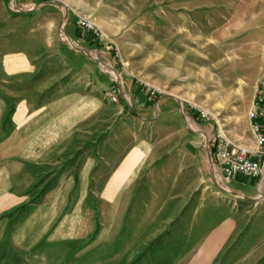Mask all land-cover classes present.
Returning a JSON list of instances; mask_svg holds the SVG:
<instances>
[{"label":"crops","instance_id":"1","mask_svg":"<svg viewBox=\"0 0 264 264\" xmlns=\"http://www.w3.org/2000/svg\"><path fill=\"white\" fill-rule=\"evenodd\" d=\"M78 7L0 0V245L43 264H130L148 245L211 263L237 229L227 198L251 196L219 186L206 146L213 134L168 121L175 109L133 82L119 88L130 106L97 125L95 91L82 92L74 61L91 56L80 47L90 34L77 26ZM153 106L160 113L146 116ZM254 231L227 260L256 262Z\"/></svg>","mask_w":264,"mask_h":264},{"label":"rangeland","instance_id":"2","mask_svg":"<svg viewBox=\"0 0 264 264\" xmlns=\"http://www.w3.org/2000/svg\"><path fill=\"white\" fill-rule=\"evenodd\" d=\"M76 1L79 13L89 15L105 35L101 40L90 34L80 47L91 46L86 50L91 56L82 53L74 59L81 64L82 92L95 91L97 125L114 124L106 116L125 109L128 98L119 88H130L133 82L138 90L164 99L162 108L175 109L165 113L168 121L177 117L183 126L205 128L213 135L221 130L237 142L256 146L249 111L264 80V0ZM113 89L121 94L118 102L107 96ZM201 110L208 116L203 117ZM154 111L160 113L153 106L145 115L153 117ZM153 120L145 119L146 131ZM227 184L233 192L251 197L236 199L231 194L227 198L239 218H234L237 229L208 264H245L227 260L226 253L251 230H255L252 243L262 253L248 264H264V198L255 197V187L246 179ZM170 249L148 245L130 264H189L182 260V253ZM25 255L14 246L0 245V264H43Z\"/></svg>","mask_w":264,"mask_h":264},{"label":"built area","instance_id":"3","mask_svg":"<svg viewBox=\"0 0 264 264\" xmlns=\"http://www.w3.org/2000/svg\"><path fill=\"white\" fill-rule=\"evenodd\" d=\"M77 26L96 39H103L104 32L89 15L80 14ZM112 102H118L120 95L117 89L107 91ZM201 115L208 113L201 110ZM253 131L256 135V146L231 139L223 131L207 138L206 146L211 153V168L218 175L219 186L228 192L227 182L233 179L254 180L258 199L264 198V80L257 87L255 101L249 111Z\"/></svg>","mask_w":264,"mask_h":264},{"label":"water","instance_id":"4","mask_svg":"<svg viewBox=\"0 0 264 264\" xmlns=\"http://www.w3.org/2000/svg\"><path fill=\"white\" fill-rule=\"evenodd\" d=\"M210 162H211V153H210Z\"/></svg>","mask_w":264,"mask_h":264},{"label":"bare ground","instance_id":"5","mask_svg":"<svg viewBox=\"0 0 264 264\" xmlns=\"http://www.w3.org/2000/svg\"><path fill=\"white\" fill-rule=\"evenodd\" d=\"M71 42V41H70Z\"/></svg>","mask_w":264,"mask_h":264}]
</instances>
